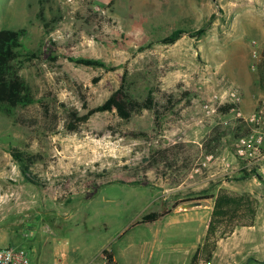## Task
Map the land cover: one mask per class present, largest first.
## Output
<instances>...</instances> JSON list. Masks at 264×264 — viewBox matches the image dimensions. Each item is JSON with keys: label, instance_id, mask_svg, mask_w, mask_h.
<instances>
[{"label": "rangeland", "instance_id": "rangeland-1", "mask_svg": "<svg viewBox=\"0 0 264 264\" xmlns=\"http://www.w3.org/2000/svg\"><path fill=\"white\" fill-rule=\"evenodd\" d=\"M2 29L25 30L16 67L33 103L0 112V248L32 264H100L103 250L117 264H204L202 198L226 189L258 200L255 224L206 264H264V0H0ZM176 29L199 34L161 43ZM124 67L159 118L104 112L67 131V110L102 104ZM14 150L38 156L37 183Z\"/></svg>", "mask_w": 264, "mask_h": 264}, {"label": "trees", "instance_id": "trees-1", "mask_svg": "<svg viewBox=\"0 0 264 264\" xmlns=\"http://www.w3.org/2000/svg\"><path fill=\"white\" fill-rule=\"evenodd\" d=\"M103 18L106 19V17ZM24 33V29L0 30V112H11L16 107H25L33 103L30 89L25 80L19 75L16 67L19 50L22 47L21 37ZM198 34L184 29H176L163 38L161 43L173 45L185 35L195 37ZM70 60L81 66L103 68L108 71L115 70V67H107L104 62L93 58H71ZM257 68L262 74L264 72L262 70L264 61H261ZM127 78L128 71L124 67L118 88L102 104L92 108L86 107L85 104L84 109L86 111L84 113H80L77 109L67 110L66 130L76 132L81 125L87 123L95 114L112 111H115L117 116L124 121H129L134 114L143 110L154 111L156 119H158L159 115L153 91L149 90L142 100L136 99L131 93ZM11 156L20 165L21 172L26 180L33 184L37 183L38 180L31 175L30 168L38 161V156L18 150L11 151ZM202 199H213L204 240L200 250H198L199 260L206 264L212 259L219 240L230 237L237 227L254 226L258 211V200L249 192L236 193L226 189H219L215 196ZM155 216V214H152L148 218H154ZM163 216L165 215H160V217ZM102 254L106 257L108 264H117L110 251L103 250Z\"/></svg>", "mask_w": 264, "mask_h": 264}, {"label": "built area", "instance_id": "built-area-1", "mask_svg": "<svg viewBox=\"0 0 264 264\" xmlns=\"http://www.w3.org/2000/svg\"><path fill=\"white\" fill-rule=\"evenodd\" d=\"M256 117L250 119L251 122L256 121ZM252 139L240 140L238 152L241 156H247L250 148H253ZM260 137L256 143H260ZM250 154V153H249ZM103 255V254H102ZM0 264H32L26 250L22 247L7 246L0 248ZM100 264H108L106 257L103 255Z\"/></svg>", "mask_w": 264, "mask_h": 264}, {"label": "water", "instance_id": "water-1", "mask_svg": "<svg viewBox=\"0 0 264 264\" xmlns=\"http://www.w3.org/2000/svg\"><path fill=\"white\" fill-rule=\"evenodd\" d=\"M203 205L202 201H194V202H187L183 203L179 206V209L181 210H189V209H194L197 207H201Z\"/></svg>", "mask_w": 264, "mask_h": 264}]
</instances>
